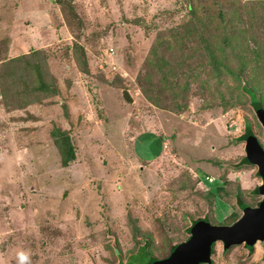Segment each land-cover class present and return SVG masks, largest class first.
Returning a JSON list of instances; mask_svg holds the SVG:
<instances>
[{"label": "rangeland", "instance_id": "obj_1", "mask_svg": "<svg viewBox=\"0 0 264 264\" xmlns=\"http://www.w3.org/2000/svg\"><path fill=\"white\" fill-rule=\"evenodd\" d=\"M219 1L242 15L241 29L251 26L247 33L231 24L204 29L206 38L216 34L209 44L239 80L216 73L204 44L187 38L185 49L159 48L157 64L142 71L157 26L187 18L184 0H0V40L9 39L7 54L0 45V264L142 263L146 254L131 255L146 240L156 257H165L187 240L197 218L234 223L231 213L243 214L237 191L257 206L263 195L252 190L262 177L256 164L240 162L246 141L239 136L250 123L264 147V127L237 85L252 80L264 92V0ZM225 32H232L231 42L222 49ZM39 48L41 69L58 93L34 90L40 84L33 70L36 82L28 87L42 100L32 109L38 120L27 107L10 111L3 91L9 101L14 94L1 67ZM182 55L187 59L176 67ZM141 85L168 107L149 105ZM125 89L135 101L124 98ZM221 93L233 96L229 104L220 102ZM55 125L71 133L76 147L67 166L50 138ZM147 133L158 137L151 141L157 146L162 140L157 157L144 156L153 154L151 143L142 144ZM212 258L264 264V241L252 250L245 243L225 250L217 241Z\"/></svg>", "mask_w": 264, "mask_h": 264}, {"label": "trees", "instance_id": "obj_2", "mask_svg": "<svg viewBox=\"0 0 264 264\" xmlns=\"http://www.w3.org/2000/svg\"><path fill=\"white\" fill-rule=\"evenodd\" d=\"M184 1L187 4V9H188V13L186 14L187 18L184 19L182 22H178L176 24L168 25L166 27H158L157 26V34L154 38L151 49L149 50V53L145 58V62L143 64L142 71L143 70L148 71V69H152L154 67L153 65L157 64L158 58H159L158 56H160L159 48L164 46V48H168L169 50L175 51L178 48L179 44L181 43L182 47H184V49H185L186 46H183V45H185V40L187 38L189 40L195 39L196 43L199 41L200 43L204 44V47L209 51L208 52L209 62L212 64V67L214 68L216 73L221 74V73H224L227 71L228 73L235 74L234 70L230 69L228 64L226 62L222 61L223 55L221 53H219L216 56L214 53V50L212 48V45L209 44L210 37L212 35L215 36L216 34H210V36L208 38H206L205 33H204V29L211 27L214 24L216 25V27H221V28H223V26L225 24L226 25L231 24L232 27H236V29H239L240 32L247 33L248 30H251V26H249L248 29H246V28L241 29L240 26H242L243 23L245 22L244 18H242V15L237 16V15H235L234 12L232 13V8H231V12H230V7L229 8L221 7L222 5H225V4L221 3L219 0H184ZM62 3H63L62 9L64 10V14H65L64 17L68 21V23L70 24L72 21V18H71L70 12L66 9L67 7H70V6L65 5L63 1H62ZM71 5L74 7L73 4H71ZM213 10H214V12H213ZM215 10L217 12H215ZM72 13L74 15L78 16L77 10L75 7L73 8ZM247 22L250 23L249 21H247ZM231 35H232V32H225L223 34L222 45L220 46V48L225 49V46L229 45V43L231 42ZM3 40H4V44L2 43ZM8 41H9L8 38H4V39L0 40V45H3V48L6 51V54L8 52V45H9ZM42 53L43 52L40 48L39 49H33L29 53H23V54H19V55L7 58L6 62L2 65L1 70L3 71L4 74L8 75L7 76V80H9L8 86H11L12 93L14 94L13 95L14 97H12L11 101H9L8 100L9 90L5 87V91H3V94L6 95L7 97H5L4 99H5L6 105L10 104V107H11L10 111L11 110L15 111V110H18L22 107H27L24 111L34 113L33 115L37 116L36 113L30 109V107L32 105L37 104L38 101H42L36 97L33 89H29V87L32 85V83H34L33 80L35 79V75H33V70H35L36 74L38 75L37 81L40 84V86L37 85L36 89H34V90H38V89L42 90L43 89L45 91L46 90L52 91V92L57 91V93H58V90H56V88L50 84L51 82H49L47 80V78L45 77V75L43 73V70L41 69V54ZM3 54L6 55L4 52H3ZM36 54H38L40 56H36ZM257 57H258V54L254 58L255 61L257 60ZM186 59H187L186 56H183V55L177 56L175 59L176 67L180 68ZM113 72L115 74L118 73L119 77H121L120 75L123 76V74H122V72H120V70L115 69V71H113ZM51 74L53 75L54 73H51ZM145 75H146V73H145ZM168 75H170V72L166 73L164 75V77H167ZM235 77L239 80V77H237L236 74H235ZM50 81H54L53 76H52V79ZM250 82H252V80H249L247 83L241 85V83L239 81L237 88L242 90L243 92L249 94V96L251 98L252 107L256 111V114H257L259 109L264 108V98L262 95L264 92L263 93L260 92V89L262 88V86L250 84ZM19 86H23L24 88H27L29 86L26 89L28 91L25 90V92L22 91V93H20V94L19 93L15 94L13 89L17 90ZM141 90H142V93L145 95L146 99L149 101V105L156 107V108H161L162 110L166 109L168 107V106H163L162 104H158L159 102H158V100L155 99V96L148 93L149 91L152 92L151 86L144 87L143 85H141ZM15 96H18V98L20 96V101L16 105L14 104V102H12L14 100ZM227 97H228V100H229V97L231 100L233 99V96H225L222 93L220 94V102L223 105L229 104L228 100L226 99ZM43 101H45L46 104H49L47 102V99H43ZM185 107L186 106H180V109L184 110ZM204 108H208V107L205 105ZM169 110H171V109H169ZM178 112H179V110H178ZM252 135L257 136L253 130L252 124L247 123L246 127H245V131L242 135L239 136V139L246 141ZM153 136H151L148 133L141 136V139H143L142 144L151 143L150 145L152 146L151 151L153 154H152V156L149 157L147 153H144V156L146 158H154V157L159 156L162 153V149H163L161 146L162 140L159 139L161 145L157 143L158 144V146H157L151 141L154 138L158 139V137L153 138ZM50 138H52L54 145L56 146L58 152L61 155V164L63 166H67L71 162L76 160V158H77L76 147L74 145V141L72 139L71 133L67 129L62 128L60 125L59 126L55 125L50 130ZM152 144H154V145H152ZM240 162L243 164L244 163L254 164L249 160L247 155H244L241 158ZM257 173L260 175V172L258 170H257ZM206 181H207V179H206ZM213 183H215V182H213ZM260 186L261 185H257L252 190L253 194H255V195L261 194ZM218 188L222 190L223 185L219 186ZM241 192L240 191L236 192L237 193V195H236L237 201H238L239 207L241 209L240 211H242L243 208L246 207L247 205H250L249 203H247L244 200ZM257 202L260 203L261 199L258 200ZM221 204L223 205V207H226V204L224 202H221ZM231 214L233 215L232 218H234V219L232 222H234V223L241 216V214L237 211H233ZM201 220L209 221V219L206 217L197 218V219L193 220L188 227V232L190 234H189L187 239H189L191 236L192 227L198 221H201ZM180 243H176V244L172 245L169 249V253L167 256L156 257L153 253V247L151 245V241L146 240L143 243V246L139 247L138 251L131 255V257L136 258L137 256H140L137 254H140V253L143 254L144 253V254H146V260L145 261H143L142 263H138V262L136 263L134 261H128L127 260V262H120V264H153L157 260L164 259V258L170 256V254H172V252L178 247V245ZM245 244L247 245V247L250 250H252L254 248V244H249L247 242ZM230 247L224 246V249L228 250ZM214 252H215V248L213 249V253ZM135 255H136V257H135Z\"/></svg>", "mask_w": 264, "mask_h": 264}, {"label": "water", "instance_id": "obj_3", "mask_svg": "<svg viewBox=\"0 0 264 264\" xmlns=\"http://www.w3.org/2000/svg\"><path fill=\"white\" fill-rule=\"evenodd\" d=\"M123 96L129 102L134 100L128 89L123 91ZM257 116L264 127V108L258 110ZM246 155L257 165L263 179L260 186L263 197L259 205L244 207L242 216L233 224L198 221L192 227L189 239L181 242L170 256L153 264H213V249L217 241H222L225 247L264 241V147L257 136L252 135L246 140Z\"/></svg>", "mask_w": 264, "mask_h": 264}, {"label": "crops", "instance_id": "obj_4", "mask_svg": "<svg viewBox=\"0 0 264 264\" xmlns=\"http://www.w3.org/2000/svg\"><path fill=\"white\" fill-rule=\"evenodd\" d=\"M133 95V94H132ZM133 97H134V100L133 101H135V98H137L135 95H133ZM38 105L37 104H34V105H32L31 107H30V109L32 110L33 108H35V107H37ZM48 106H49V104H48ZM157 109V108H156ZM161 111V110H160ZM38 120H39V117L38 116H35Z\"/></svg>", "mask_w": 264, "mask_h": 264}, {"label": "flooded vegetation", "instance_id": "obj_5", "mask_svg": "<svg viewBox=\"0 0 264 264\" xmlns=\"http://www.w3.org/2000/svg\"><path fill=\"white\" fill-rule=\"evenodd\" d=\"M259 138V137H258ZM260 139V138H259ZM261 141V140H260ZM258 171H259V169H258ZM259 176H261V175H259ZM262 177V176H261ZM262 181H263V179H262ZM262 184V183H261ZM261 184H259V185H261ZM256 187V186H255ZM262 199V198H261ZM257 205H259V203H257ZM214 263V262H213Z\"/></svg>", "mask_w": 264, "mask_h": 264}]
</instances>
